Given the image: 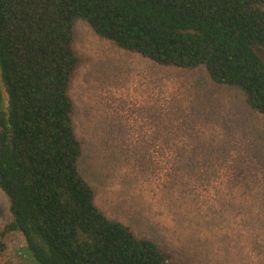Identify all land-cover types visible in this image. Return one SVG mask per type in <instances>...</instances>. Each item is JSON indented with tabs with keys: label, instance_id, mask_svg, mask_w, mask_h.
<instances>
[{
	"label": "trees",
	"instance_id": "trees-1",
	"mask_svg": "<svg viewBox=\"0 0 264 264\" xmlns=\"http://www.w3.org/2000/svg\"><path fill=\"white\" fill-rule=\"evenodd\" d=\"M162 66L204 67L264 115V0H0V190L37 264H179L109 219L80 175L75 24Z\"/></svg>",
	"mask_w": 264,
	"mask_h": 264
},
{
	"label": "rangeland",
	"instance_id": "rangeland-1",
	"mask_svg": "<svg viewBox=\"0 0 264 264\" xmlns=\"http://www.w3.org/2000/svg\"><path fill=\"white\" fill-rule=\"evenodd\" d=\"M74 50L78 171L96 206L179 264H264V115L204 67L156 64L82 21ZM10 220L0 190V230ZM4 242L0 264H37L21 233Z\"/></svg>",
	"mask_w": 264,
	"mask_h": 264
},
{
	"label": "bare ground",
	"instance_id": "bare-ground-1",
	"mask_svg": "<svg viewBox=\"0 0 264 264\" xmlns=\"http://www.w3.org/2000/svg\"><path fill=\"white\" fill-rule=\"evenodd\" d=\"M88 93V92H87Z\"/></svg>",
	"mask_w": 264,
	"mask_h": 264
}]
</instances>
